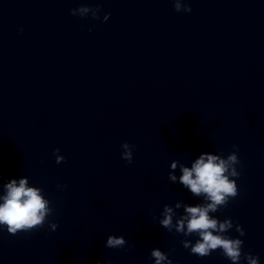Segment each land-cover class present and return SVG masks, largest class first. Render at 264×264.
Here are the masks:
<instances>
[{"label":"clouds","instance_id":"9594fccd","mask_svg":"<svg viewBox=\"0 0 264 264\" xmlns=\"http://www.w3.org/2000/svg\"><path fill=\"white\" fill-rule=\"evenodd\" d=\"M174 9L177 12H191L192 9L183 0H172ZM100 7H89L84 4L78 8L70 9L73 16L81 18L88 17L99 20L98 13ZM110 14H105L104 21L109 19ZM91 31V29H89ZM135 145L124 142L121 144V159L128 164L133 162V149ZM234 151L226 157L222 154L201 153L191 166H185L178 160H173L170 164L168 180L175 184L179 182L193 196L202 197L203 203L194 206L183 204L178 201L175 209L183 206V215L177 217V212L168 204H165L161 212L162 219L160 225L169 232L175 230L176 233L183 234L185 237L197 236L195 243L189 239L181 241L184 248L189 249L190 253L198 257L210 256L214 251H221L222 255L230 260L232 264H240L245 260L247 264H259V258L251 253L243 252L244 241L239 238H231L228 233L233 228L230 218L223 221L210 215L219 209L226 207L230 200L235 199L238 194L236 179L240 172L237 165L240 163L238 158V146L233 145ZM59 149L53 150L55 161L60 164L64 157L59 154ZM179 165L180 175L177 177L175 170ZM58 187H66L58 185ZM51 202L45 198L43 190L36 186H30L27 177L10 179L3 184V194L0 195V230L6 229L11 235L20 232H32L43 228L48 222L47 218L53 214ZM52 231H56L58 225L48 222ZM236 232L240 236L245 235L244 229L240 225L235 226ZM126 240L123 236L109 235L106 239L105 247L111 249L123 248ZM154 259V264H172L168 254L159 248H154L150 253Z\"/></svg>","mask_w":264,"mask_h":264}]
</instances>
